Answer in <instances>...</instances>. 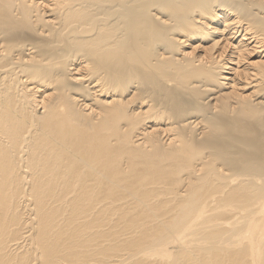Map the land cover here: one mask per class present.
<instances>
[{"label":"bare ground","instance_id":"obj_1","mask_svg":"<svg viewBox=\"0 0 264 264\" xmlns=\"http://www.w3.org/2000/svg\"><path fill=\"white\" fill-rule=\"evenodd\" d=\"M0 264H264V0H0Z\"/></svg>","mask_w":264,"mask_h":264}]
</instances>
